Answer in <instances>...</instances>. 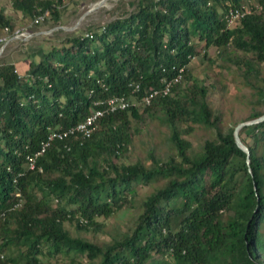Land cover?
Wrapping results in <instances>:
<instances>
[{"label": "trees", "instance_id": "1", "mask_svg": "<svg viewBox=\"0 0 264 264\" xmlns=\"http://www.w3.org/2000/svg\"><path fill=\"white\" fill-rule=\"evenodd\" d=\"M63 1L11 5L31 17L49 10L48 19L58 25ZM241 1L126 0L132 9L94 29L92 38L67 36L26 75L0 61V264H43L45 255L66 264H264V121L239 130L247 157L234 141L235 126L223 130L218 124L208 86L189 74L197 47L215 46L233 62L255 103L264 105V12L231 28L221 19ZM0 26H13L3 10ZM233 49L242 55L231 58ZM182 66V81L171 94L148 106L139 102ZM132 82L140 85L137 94L130 92ZM121 94L132 95L136 105L104 115L89 138L54 140L36 159L41 171H24L26 155L40 148L48 127L74 125L97 99ZM157 112L169 127L174 156L152 157L151 167L119 162L131 122ZM258 115L252 112L248 120ZM192 123L214 135L197 153L182 137ZM158 181L163 183L141 201L130 231L109 243L71 236L65 227L96 226L97 217L131 206L136 186ZM167 257L172 261L163 262Z\"/></svg>", "mask_w": 264, "mask_h": 264}, {"label": "rangeland", "instance_id": "2", "mask_svg": "<svg viewBox=\"0 0 264 264\" xmlns=\"http://www.w3.org/2000/svg\"><path fill=\"white\" fill-rule=\"evenodd\" d=\"M101 0H64V11L61 16V23L58 25L45 19L42 24L33 25V17L24 15L15 10L11 5V0H0V10L12 21V28H27L34 32L28 41H10L4 47L0 55V61L17 60L18 62L27 60L31 52L46 53L52 47H60L67 36H83L87 31H93L101 25H105L113 18L119 16L123 10L133 7L127 4L126 0H104L101 5H96ZM87 12L90 8H93ZM87 12L80 20L79 18ZM78 22V23H77ZM60 26V27H59ZM3 27L0 26V36ZM0 43V47H1ZM197 55L189 63V74L192 79L208 86L207 100L212 111L220 118L218 124L223 130L230 126H236L240 122L248 120L250 113L259 112L262 114L264 105L255 103L256 97L251 90L241 83L238 70L228 57L221 58L215 46L197 47ZM242 55L240 51L231 50L230 57ZM262 72L264 73V63ZM22 71V69H19ZM18 70V71H19ZM21 73V72H19ZM134 97L131 96V99ZM193 130L182 135L191 143V153H197L206 139H211L213 131L200 123H192ZM185 124H181L184 128ZM130 136L128 150L118 161L125 163L140 162L145 167H151L152 157L167 159L174 156L175 151L169 142V127L163 120L160 112L156 114L143 115L138 122L132 121L127 131ZM246 142H251L250 137L241 134ZM163 181L138 185L135 187L136 193L131 201V206H124L117 209L109 217H97L98 225L90 226L89 229H77L74 223L65 222V227L71 236L80 237L89 242L105 244L111 242L115 237H120L133 227L138 214L141 211V201L148 195L154 186H160ZM54 204L55 201L53 200ZM264 235V225L262 227ZM79 260L85 261L83 256ZM43 264H66V259L42 257ZM170 258H164L163 262H171Z\"/></svg>", "mask_w": 264, "mask_h": 264}, {"label": "built area", "instance_id": "3", "mask_svg": "<svg viewBox=\"0 0 264 264\" xmlns=\"http://www.w3.org/2000/svg\"><path fill=\"white\" fill-rule=\"evenodd\" d=\"M264 12V0H242L238 5H230L228 6L222 13L221 19L224 22L227 28L233 27L239 20L243 19L247 15L254 13ZM50 17V11L45 10L41 14H37L32 19L33 25H39L44 22L45 19ZM104 28V27H102ZM34 35L33 31L28 30L27 28H10L9 26H4L2 29V36H0V43L2 44L0 47V55L4 50L6 44L10 41H28ZM92 31H87L84 33V37L92 38ZM194 56L190 57L193 59ZM184 66L178 68L177 73L174 74L170 78L164 77L161 80V83L158 86L149 87L144 95L140 98L139 102L142 103L143 106L150 105L153 100L159 97H165L171 94L174 84L180 83L182 81ZM26 75V74H21ZM132 94L138 93L140 91L139 83L132 82L130 84ZM132 96V95H131ZM131 96L128 97L125 94L121 95H110L105 98L97 99L93 102L94 108H92L91 112L87 114L81 121L77 122L74 125H70L68 127H62L60 125L56 127H48V132L46 138L40 143V148L34 153L27 154L25 157L24 163V171H41L39 167H37V158L42 155L46 149L50 146V144L58 139V140H66L68 138L75 139H85L92 136L95 130L98 127L99 120L106 114L123 111L128 109L131 105H136L137 100L131 99ZM68 149V147H67ZM16 196H20V193H15ZM55 203L57 200H54ZM19 205L15 203L11 209L16 208ZM4 215V213H2ZM80 222H86L82 218ZM0 258H3V254L0 253Z\"/></svg>", "mask_w": 264, "mask_h": 264}, {"label": "water", "instance_id": "4", "mask_svg": "<svg viewBox=\"0 0 264 264\" xmlns=\"http://www.w3.org/2000/svg\"><path fill=\"white\" fill-rule=\"evenodd\" d=\"M104 0H101L99 3H97L96 5H101L103 3ZM93 8H90L87 12H90ZM85 12L80 18L79 20L87 13ZM78 23V22H77ZM60 27V26H59ZM264 121V111L262 114L250 119V120H247V121H244V122H240L238 123L235 127H234V131H233V137H234V141L236 143V145L242 150L244 151L246 154H247V157L249 155V149L248 147L242 142V140L240 139V136H239V130L245 126H248V125H252V124H255V123H259V122H262ZM254 189L256 190V185L254 184Z\"/></svg>", "mask_w": 264, "mask_h": 264}, {"label": "crops", "instance_id": "5", "mask_svg": "<svg viewBox=\"0 0 264 264\" xmlns=\"http://www.w3.org/2000/svg\"><path fill=\"white\" fill-rule=\"evenodd\" d=\"M31 53L32 54L28 56L27 60L20 62H18L17 60H9L8 62L13 63L17 71L20 68L22 69V71L20 70L18 71V73L21 72L19 74H26L27 70L30 69V67H32L34 63L38 62L41 59V55L43 54V53L37 54L36 51H33Z\"/></svg>", "mask_w": 264, "mask_h": 264}]
</instances>
